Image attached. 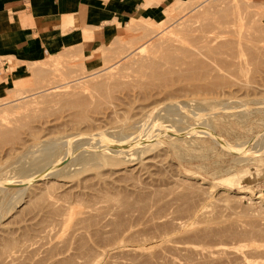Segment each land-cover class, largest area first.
Masks as SVG:
<instances>
[{
    "label": "rangeland",
    "instance_id": "1",
    "mask_svg": "<svg viewBox=\"0 0 264 264\" xmlns=\"http://www.w3.org/2000/svg\"><path fill=\"white\" fill-rule=\"evenodd\" d=\"M202 1L2 70L0 264H264V0Z\"/></svg>",
    "mask_w": 264,
    "mask_h": 264
},
{
    "label": "crops",
    "instance_id": "2",
    "mask_svg": "<svg viewBox=\"0 0 264 264\" xmlns=\"http://www.w3.org/2000/svg\"><path fill=\"white\" fill-rule=\"evenodd\" d=\"M177 6L178 0H0V75L19 61L39 59L52 45L81 37L88 38L86 57L95 60L130 20H161Z\"/></svg>",
    "mask_w": 264,
    "mask_h": 264
},
{
    "label": "bare ground",
    "instance_id": "3",
    "mask_svg": "<svg viewBox=\"0 0 264 264\" xmlns=\"http://www.w3.org/2000/svg\"><path fill=\"white\" fill-rule=\"evenodd\" d=\"M205 0H203L200 4H202L203 2H204ZM209 1V0H208ZM207 1V2H208ZM211 1V0H210ZM227 1V0H226ZM235 2V1H234ZM248 2H249V0H248ZM262 2V1H261ZM224 3V2H223ZM227 4V3H226ZM243 4V3H242ZM199 5V4H198ZM208 5V4H207ZM233 5V4H232ZM201 6V5H200ZM205 6V5H204ZM234 6V5H233ZM220 8V7H219ZM230 8H232V7H230ZM197 9V8H196ZM220 10V9H219ZM228 10V9H227ZM226 10V11H227ZM249 10V9H248ZM225 10H223V12H224ZM239 11V10H238ZM228 12V11H227ZM236 12V11H235ZM203 13V12H202ZM205 13H206V10H205ZM219 14H220V12H218ZM232 13V12H231ZM237 13V12H236ZM221 14H223V15H225L226 14V12H224V13H222L221 12ZM228 14V13H227ZM226 14V15H227ZM247 14V13H246ZM259 14V13H258ZM203 15V14H202ZM223 15H221V16H223ZM211 17V16H210ZM216 17V16H215ZM219 18V17H218ZM226 18V17H225ZM230 18V17H229ZM235 18V17H234ZM241 18V17H240ZM221 19V18H220ZM215 21V20H214ZM219 21V20H218ZM233 21V20H232ZM222 22V21H221ZM250 22V21H249ZM172 23V22H171ZM185 23V22H184ZM244 23V22H243ZM204 24V23H203ZM182 26V25H181ZM221 26H222V24H221ZM186 27V26H185ZM188 27V26H187ZM243 27V26H242ZM181 28H184V26H182ZM262 28V27H261ZM158 30V29H157ZM181 30H183V29H181ZM186 30V29H185ZM189 30V29H188ZM190 31V30H189ZM172 32V31H171ZM170 31L168 32V34L166 33V35H168V40L169 39H171L172 38V36H174V32L173 33H171ZM171 36V37H170ZM162 38V37H161ZM174 38V37H173ZM167 40V41H168ZM173 40V39H172ZM162 42V41H161ZM166 41L164 40V43H165ZM149 43V42H148ZM168 43V42H167ZM162 46V45H161ZM168 47H170V44H169V46H164V48H165V50L163 49V46H162V48H160V49H163V51H165V52H167L166 50V48H168ZM171 48H172V46H171ZM104 51V50H103ZM133 51V50H132ZM139 51V50H138ZM169 51V50H168ZM172 51V50H171ZM144 61H145V59H144ZM110 62V61H109ZM114 63V62H113ZM145 63V62H144ZM48 65V64H47ZM116 65H113V66H111L110 68H114ZM106 67V66H105ZM111 70V69H110ZM109 71V70H108ZM54 72V71H53ZM52 72V73H53ZM112 72H114L113 70H112ZM93 73H95V72H93ZM107 73V72H106ZM105 73V74H106ZM92 74V73H91ZM91 74H88V75H82V77H81V75H80V77L79 78H77L76 79V81H80L79 79H81V78H83V77H87V76H90ZM101 74V73H100ZM93 76H95V75H92V76H90L91 78H90V80H89V77H87L88 78V80L89 81H91L93 84H98V80H99V78H98V76H95V77H93ZM77 77V76H76ZM100 77V76H99ZM102 77V76H101ZM100 77V78H101ZM110 77V76H109ZM47 78V77H46ZM114 78V77H113ZM84 79V78H83ZM83 79H81L82 80V82H83ZM103 79V78H102ZM106 79H107V82H108V78H104V80L103 81H106ZM39 80V79H38ZM74 80V79H73ZM86 80V79H85ZM40 81V80H39ZM100 82H99V84L101 83V79L99 80ZM38 82V81H37ZM50 83V82H49ZM76 83V82H75ZM86 83V82H85ZM104 85H105V82H102ZM36 84V83H35ZM77 85L79 84L80 85V83L78 82V83H76ZM75 84V85H76ZM91 84V83H90ZM108 85H110L109 83H107ZM83 86H84V84H82ZM55 87H50L51 89H52V91H59V86L57 85H54ZM68 86L69 85H67L66 86V90H67V88H68ZM73 86V85H72ZM97 86V85H96ZM101 86H103L102 84H101ZM85 87V86H84ZM62 88H64V87H62ZM82 88V87H81ZM87 88H89V87H87ZM43 89V88H42ZM42 89H39L38 91H40V90H42ZM69 89H71V91H73L72 90V87L71 88H69ZM78 89V88H77ZM80 89V88H79ZM45 90V89H44ZM43 90V91H44ZM49 90V89H48ZM47 90V91H48ZM60 90H63V89H60ZM65 90V92H69V91H66ZM75 91H76V89H74ZM70 91V92H71ZM74 91V93H76L74 96H73V94H70V92H69V95L71 96H73L74 98H76V97H78L77 96V94L79 93L78 91H80V90H78L77 92H75ZM35 92V91H34ZM41 92V91H40ZM62 92V91H61ZM37 93V92H36ZM53 93V92H52ZM72 93V92H71ZM81 93V92H80ZM79 93V94H80ZM29 94V93H28ZM28 94H24V93H21L19 96L20 97H23V96H25V95H28ZM63 94V93H62ZM65 94H68V93H65ZM84 94V93H83ZM33 95V94H32ZM35 95V94H34ZM68 95V96H69ZM29 96V95H28ZM47 96H48V94H47ZM68 96L66 95V97L68 98ZM69 96V97H70ZM59 97V96H58ZM65 97V100L67 101V98ZM32 99V98H31ZM70 99V98H69ZM73 99V98H72ZM71 103H74V102H71ZM174 106H176V105H178V104H173ZM205 127V126H204ZM205 131H207L208 132V134H211L210 136H213V137H215L216 139H219L220 140V138L214 133V132H209L208 130H205ZM204 131V132H205ZM80 135H83V134H80ZM78 138H80V139H82L80 136L79 137H77V139ZM76 139V140H77ZM214 139V138H213ZM89 140H91V141H94L95 139H89ZM102 141V140H101ZM69 142H71V141H69ZM115 142V141H114ZM103 143V144H102ZM117 143V142H116ZM116 143H113V142H111V141H109L108 139L107 140H103L101 143H98L97 145L98 146H100V147H105V148H114V147H116L117 146V144ZM119 143V142H118ZM158 143V141H152V144L153 145H155V144H157ZM118 145H123V144H118ZM43 147H44V145H43ZM52 147V146H51ZM51 147L50 146H46V147H44V148H42V149H38V154L35 156V158H34V160H36L35 161V163H34V165L36 166H34V168H36V171L34 172L33 170V172L32 173H30V181H34V180H36L37 178H38V180H41V179H43V178H41L40 177V175L45 171V170H47L49 167L50 168H53V159L51 158V156H52V153H51ZM41 148V147H40ZM54 149V148H53ZM54 153V152H53ZM33 155H34V153H33ZM30 164V163H29ZM25 165V164H24ZM23 167V166H22ZM25 169V168H24ZM30 169V168H29ZM28 169V170H29ZM33 169V168H32ZM51 171V172H50ZM48 173H46L47 174V177L48 176H52V169L50 170ZM28 173V172H27ZM26 173V174H27ZM36 182V181H35ZM17 184H19V183H17ZM8 186L7 185H1L0 184V195L1 194H5V192H3L6 188H7ZM8 193V192H7ZM6 195V194H5ZM1 197V196H0ZM5 201V200H4ZM12 202V201H11ZM19 203L20 204V202H22V200L20 199V198H18L16 201H15V205L17 204V203ZM13 203V202H12ZM11 203V204H12ZM13 205V204H12ZM1 219V218H0ZM6 226V225H5Z\"/></svg>",
    "mask_w": 264,
    "mask_h": 264
}]
</instances>
